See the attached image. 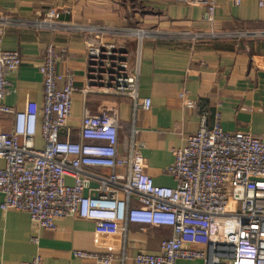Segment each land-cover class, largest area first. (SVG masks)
<instances>
[{
    "label": "crops",
    "instance_id": "crops-1",
    "mask_svg": "<svg viewBox=\"0 0 264 264\" xmlns=\"http://www.w3.org/2000/svg\"><path fill=\"white\" fill-rule=\"evenodd\" d=\"M207 19L202 6L165 0H0V50L16 52L18 71L8 78L4 104L15 112L42 101L38 69L46 46L57 52L58 73L73 76L71 118L76 134L83 113L114 107L119 143L143 144L148 175L160 187L175 188L165 173L173 151L184 147L205 118L206 128L219 124L225 133L242 132L264 139V0H213ZM49 12H56L51 19ZM72 27H98L132 34L108 42L123 45L131 74L137 79L135 98L95 95L85 98L87 54L85 34ZM139 33V36L136 35ZM150 108H142L143 100ZM190 105H188V103ZM12 117L0 115V134L11 133ZM37 134L34 147L42 148ZM1 166V162H0ZM90 188L109 170L86 169ZM66 186L74 181L64 178ZM88 193L85 192V195ZM2 196H0V204ZM131 207L136 206L131 200ZM52 230L31 222L24 212L0 210V264H94L76 253L110 255L111 264H136L139 254L159 255L167 228L127 225L126 232L98 231L93 222L58 220ZM175 264H203L179 261Z\"/></svg>",
    "mask_w": 264,
    "mask_h": 264
},
{
    "label": "built area",
    "instance_id": "built-area-1",
    "mask_svg": "<svg viewBox=\"0 0 264 264\" xmlns=\"http://www.w3.org/2000/svg\"><path fill=\"white\" fill-rule=\"evenodd\" d=\"M165 1L198 4L207 10V19L214 11L213 0ZM47 17L55 18L56 12ZM72 29L86 36V80L79 91L83 98H135L137 79L128 53L123 45L108 42L132 34L98 27ZM21 63L18 53L0 50V115L12 117L11 133L0 134L1 211L24 212L45 230L65 218L93 222L98 231L109 234L124 233L127 225L169 229L159 255L139 254L136 264H264V139L225 133L218 123L208 129L201 117L199 129L186 137L183 148L173 151V163L165 170L176 187L156 186L141 154L143 144L119 143L114 107L83 113L76 134H70L73 76L58 73L53 45L46 46L38 69L41 105L26 103L19 112L7 107L8 78ZM142 108L148 110L150 101L143 100ZM37 134L43 143L40 149L34 147ZM86 169L110 173L98 177L99 187L91 189L93 176ZM66 177L74 181L72 186L64 184ZM131 200L137 205L131 207ZM75 255L94 264H111L114 259ZM22 264L42 262L36 258Z\"/></svg>",
    "mask_w": 264,
    "mask_h": 264
}]
</instances>
